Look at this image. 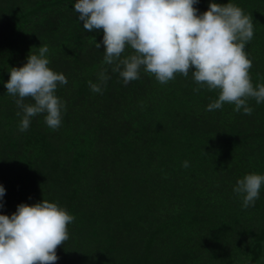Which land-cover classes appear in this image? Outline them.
<instances>
[{
    "label": "trees",
    "instance_id": "trees-1",
    "mask_svg": "<svg viewBox=\"0 0 264 264\" xmlns=\"http://www.w3.org/2000/svg\"><path fill=\"white\" fill-rule=\"evenodd\" d=\"M232 2L252 18L255 87L264 84V0ZM73 4L0 0V213L41 199L65 208L74 219L54 264H264V185L248 207L233 192L237 178L264 174V102L248 98L250 114L227 102L208 111L218 90L191 70L161 84L141 69L125 83L95 47L103 30H85ZM43 45L68 81L56 89L61 125L38 114L20 132L4 82ZM102 70L108 79L94 93L89 81Z\"/></svg>",
    "mask_w": 264,
    "mask_h": 264
},
{
    "label": "clouds",
    "instance_id": "clouds-1",
    "mask_svg": "<svg viewBox=\"0 0 264 264\" xmlns=\"http://www.w3.org/2000/svg\"><path fill=\"white\" fill-rule=\"evenodd\" d=\"M197 2L74 0L73 8L85 30H103L102 41H95V47L103 44L104 62L113 65L125 83L138 79L141 69L161 84L176 73L187 77L191 70L198 85L218 90V98L206 106L208 111L227 102L234 104V111L243 109L250 114L248 98L257 104L264 102V84L253 86L249 76L252 61L245 52L254 34L252 18L232 0L223 4L208 0L202 12L194 7ZM126 47L132 52L122 55ZM48 52L43 45L38 53H28L22 65L10 68L4 82L19 109L20 132L38 114H43L49 128L61 125L64 103L56 89L68 81L49 66ZM107 79L102 70L98 82L89 81L91 91L101 92ZM183 166H189L187 160ZM262 185L264 174L250 172L237 178L233 192L241 197L242 207H248L259 197ZM4 194L0 184V202ZM73 219L65 208L47 199L20 202L11 214L0 213V264H54L56 248L69 238L67 226Z\"/></svg>",
    "mask_w": 264,
    "mask_h": 264
}]
</instances>
